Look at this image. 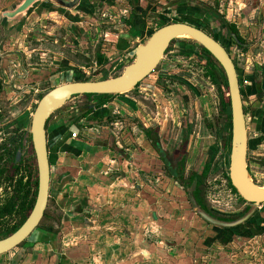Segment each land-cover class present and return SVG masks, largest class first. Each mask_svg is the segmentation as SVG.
I'll return each mask as SVG.
<instances>
[{"label": "rangeland", "instance_id": "374dc122", "mask_svg": "<svg viewBox=\"0 0 264 264\" xmlns=\"http://www.w3.org/2000/svg\"><path fill=\"white\" fill-rule=\"evenodd\" d=\"M19 1L16 0V3ZM45 2L38 1L30 10L14 19H8L6 24L3 12L7 8L5 4H0V88H3L0 90V142L13 138L12 145L15 147L19 142V136L23 134L24 152L22 153L25 156L19 169L5 167L0 172V238L14 226L21 225L23 221L18 206L25 193L24 184L34 174L31 163L35 162V159H31L34 151L28 130L30 117L39 100L54 86L69 81L95 80V72L101 70L96 61L98 53L107 56L110 54L115 42L107 40L109 33L115 35L122 33L120 29H122L121 25H124L123 18L129 13H125V2L122 7L113 9L106 6L103 8L104 5L100 6L98 3L95 5L97 8L95 14L76 8L67 9L51 4V1L46 5ZM120 2L122 3L121 0ZM149 2V4L143 3L148 9V16L144 17L148 25L146 30H156L159 27L158 21L154 18L159 14L157 12L171 21L183 20L177 14L181 0H149ZM16 3H11L10 6ZM206 3L220 14L225 10L215 0H208ZM51 6L57 11L48 12ZM248 7H259L255 16L258 15L263 21L264 0H257L256 4L249 1ZM58 9L74 14L78 20H71L58 12ZM203 9H207V6H203ZM210 25L220 28V36L226 35V28L222 26L220 20L212 19ZM205 29L214 33L212 28ZM148 33L133 38L129 47L121 52L120 58L113 59L119 61L121 67L109 68L106 77H114L122 73L124 67L131 62L126 52L142 43ZM184 41L185 45L181 41L172 43L153 73L134 89L113 97L111 102H116L118 105L114 106L116 109L113 116L114 121L118 123L112 127L114 129L110 134L120 141L133 132L134 126L140 128L145 123L151 128L159 126L165 147L176 158L184 155L181 150L185 146L179 145L189 141L188 146L190 145V151L194 155V158H190L189 166L199 167L202 164L200 160H205L208 152L213 153L211 160L216 163L220 150L214 154L217 146L214 149L211 145L212 141H207L211 136L208 125L217 118L220 128L223 127L224 120L221 116L219 92L208 75L206 61L193 41ZM228 47L242 75L246 108L255 109L258 103L252 102L253 85L249 87L248 84L252 79L250 74L254 73L255 64L259 60V57L256 58L258 54L254 50L255 45L251 43L248 52L237 45ZM189 49H192V54L187 53ZM54 74L56 76L51 77ZM85 102L81 95L71 98L59 109L61 110L59 113L57 111L51 116V121L58 114L68 112L70 108L85 106ZM26 114V119L21 120ZM247 122L250 139L254 141L259 139V142L249 149L250 172L256 182L264 185V132L257 129L258 120L255 122L251 111ZM212 139L214 142L217 141ZM32 196L35 198L36 194ZM206 196L212 209L225 216L239 214L248 205L232 190L223 174V169L216 174H210ZM262 208L264 209V205ZM31 238L32 236L23 243L29 244ZM262 241L264 242V239H261V243ZM259 259L257 263L264 264V259Z\"/></svg>", "mask_w": 264, "mask_h": 264}, {"label": "crops", "instance_id": "0c3cea01", "mask_svg": "<svg viewBox=\"0 0 264 264\" xmlns=\"http://www.w3.org/2000/svg\"><path fill=\"white\" fill-rule=\"evenodd\" d=\"M22 1L0 0V4L8 9ZM95 1L99 0H90ZM121 1L127 13L130 4ZM215 1L244 37L251 32V38L260 39L254 50L264 71V16L263 21L255 16L259 7L249 9V0ZM119 2L106 7L113 9ZM56 11L49 7L48 12ZM124 17L128 19V14ZM121 27L122 33L108 32L107 40L115 42L105 55L110 61L120 58L133 38L145 32ZM111 101L101 108L106 110L104 116H96L95 109L75 121L85 107L81 106L49 120L51 183L46 215L29 244L0 255V264H55L58 258L59 264H258L259 258L264 259L261 237L222 242L215 226L192 210L186 189L167 175L161 177L160 155L144 132L148 124L134 126L120 141L114 139L110 133L117 123H108V116L118 105ZM94 117L98 120L92 127L88 121Z\"/></svg>", "mask_w": 264, "mask_h": 264}, {"label": "water", "instance_id": "95a60500", "mask_svg": "<svg viewBox=\"0 0 264 264\" xmlns=\"http://www.w3.org/2000/svg\"><path fill=\"white\" fill-rule=\"evenodd\" d=\"M39 0H24L17 8L5 13L14 18L29 9ZM67 9L74 8L80 0H51ZM193 40L204 47L222 67L231 108V149L227 175L238 195L250 203V208L234 220L221 219L206 210L195 197L196 182L188 188L189 202L193 211L209 224L220 228H235L245 224L264 204V185L256 182L249 163V134L245 109L236 64L227 48L208 32L192 24L176 21L154 30L142 43L130 50L127 56L132 60L121 74L98 80L69 81L52 87L39 100L32 116L28 133L31 138L37 168V191L30 214L22 225L10 235L0 238V255L21 245L38 228L45 216L49 203L51 183V161L49 154L47 123L51 116L71 98L85 94H107L116 96L134 89L150 76L162 61L174 41ZM82 107L80 112L94 108ZM157 144V143H156ZM157 148L173 171L175 159L157 144ZM175 160V161H174ZM55 264H59V258Z\"/></svg>", "mask_w": 264, "mask_h": 264}, {"label": "trees", "instance_id": "16d2710c", "mask_svg": "<svg viewBox=\"0 0 264 264\" xmlns=\"http://www.w3.org/2000/svg\"><path fill=\"white\" fill-rule=\"evenodd\" d=\"M103 1H106L109 4L114 2V0H103ZM45 4L48 5L49 2H45ZM178 6H179V9L177 7L178 13L181 16L180 18H183V21L189 22V23H191L195 26H198L200 28H207V27L212 28L214 30L213 31L214 36L216 38H218L220 41H222L226 46H229L233 37H235V39L238 42H240V44H243L244 39L239 34V31L236 28L235 24L227 22L223 17L220 19L222 21V24L224 26H226L228 29V34H229L228 37H224L222 35L220 36V31H221L220 28H215L214 26L210 25L209 19L213 15L216 14L215 11H213V9L211 7L207 6V9L204 10L203 7L198 6V4H194L192 2H187L186 0H182V2ZM79 9H81L85 12H88V13H94L95 6L93 4H91L89 2V0H82L81 4L79 6ZM144 9L140 5V11L142 10L145 12ZM169 10H171V9H169ZM65 14L67 15L68 18H70L73 21L78 20V18L68 14L67 12H65ZM154 18H156V20L158 21L157 23H159V26L164 25L165 22L167 23L169 20L164 15H157ZM128 23L131 24L133 28L139 29L140 31H145V29H146V21L143 18L142 14L139 16H137V15L135 16V14H134V16H132V18L128 21ZM151 32H152V30H149V34ZM181 43L185 45L186 42L181 41ZM194 44L198 47L201 56L206 61L208 75L212 79L213 83L215 84V86L217 87V89L219 91L220 108H221V114H222L221 116L224 120L223 121L224 122L223 127H220V128L218 127L217 118H214L212 124H209L208 126L211 129V133L215 137L222 139V141H223V143H222L223 155L216 161V164L213 167V161L211 160L213 153L208 152V154L206 155L208 157L205 158V160L204 159L200 160V162L202 163L201 166L191 170L189 173V176L187 178H185V175H184L185 169H186L185 163L182 162L180 165V168H179V176L175 177L174 179L176 181H178L185 188L190 186L192 184V182L195 179H197L198 180V186H197L195 195H196L198 201L202 204V206L220 218L234 219V218L238 217L239 215H241L244 211L239 213V214H233V215H228V216L222 215L218 211L210 209V204L208 203L207 198H206L207 177H208L209 173L216 172V171L223 169L224 175L227 176L226 171H225V166L228 164V156L230 153V143H231V130H230V128H231V122H230L231 114H230V101H229L228 90H227V82H226V78H225L223 69L221 68L219 63L215 60V58L204 47H202L201 45H198L196 43H194ZM187 53L192 54L193 53L192 49L187 50ZM96 61H97V64L100 66L101 70H98L97 72H95V74H96V76L94 75V77H96L95 80H98L100 78H102V79L107 78L106 76H107V71H109L108 70L109 68L111 69L112 67H115V68L121 67V64L118 61H110L105 55H102L100 53H98ZM55 73H56V71H55ZM82 97L86 100L85 106L93 104V105H95V107L79 114L78 118L75 119V121H78L79 118L88 116L95 109H97L96 116H104L106 113L105 112L106 110L101 109V108L104 107L106 104H108V102H110L114 96L107 95V94H85ZM26 117H27V114L25 116H23L21 118V120L23 118L26 119ZM96 120H98L97 117H94L93 120L89 119L88 125L93 124V121H96ZM219 125H220V123H219ZM263 129H264V125H263ZM146 135L148 136V138H150L151 130H146ZM22 140H23V134H21L19 136V142L15 146L14 155L17 154V151L23 147ZM258 142H259V140L253 141L252 146H255ZM211 145H212V148L214 147V149H215L217 146V142L213 141V143ZM216 151H218V146L215 149L214 154L216 153ZM181 152L184 154L185 148H182ZM32 158H33V160L35 159V157L33 155L31 157V159ZM31 164L33 165L34 174H33L32 178L28 179V181L24 184L25 193H24L23 197L21 198V202L18 206V210L22 213V216H23L22 217V219H23L22 223L25 221V219L28 217V215L31 212V209H32L34 201H35V198H34V196H32V194H36V191H37V174H35V165L36 164H35V162H33ZM166 174L171 176V177H174V175L170 174V172H168V171H166ZM232 189L235 191V189L233 187H232ZM12 207H13V205H12ZM9 210H7V211H9ZM245 210H247V208H245ZM11 211H13V210H11ZM262 223H264V209H262L254 217H252L249 220V222H247L246 224H244L238 228H230V229H222V228H218V227H215V228L217 229L218 233L221 235L222 242H228V241L234 239V237L236 235H241L244 239H248V238H251L253 235L258 234V233L264 234V226L262 225ZM21 225L14 226V228L12 230L8 231L4 237H6V236L10 235L11 233H13L14 231H16Z\"/></svg>", "mask_w": 264, "mask_h": 264}, {"label": "flooded vegetation", "instance_id": "af4514ba", "mask_svg": "<svg viewBox=\"0 0 264 264\" xmlns=\"http://www.w3.org/2000/svg\"><path fill=\"white\" fill-rule=\"evenodd\" d=\"M24 1V0H23ZM22 1V2H23ZM43 1H46V2H50L51 0H43ZM144 1V3L146 2V1H149V0H128V4H130V7H131V9L130 10H128V11H126V12H129L128 13V19L127 18H123V22H124V24L125 25H130V27L132 28V25L131 24H129L128 23V21H129V19H131L132 18V16H134V14L135 15H137V16H139V15H143V18L145 17V16H148L147 15V10L148 9H146L145 8V6H143V2ZM182 1V0H181ZM187 2L189 1V2H192V3H194V4H198V6H200V7H205V6H208L209 4H207L206 2V0H200L199 2H193V1H191V0H186ZM249 1H253V0H249ZM248 1V2H249ZM21 2V3H22ZM38 2V1H37ZM139 2V3H138ZM254 2V1H253ZM20 3V4H21ZM36 3V2H35ZM34 3V4H35ZM51 4L53 3V4H55L54 2H50ZM91 3V2H90ZM94 3V4H93ZM96 3V4H95ZM100 4V6L101 5H108V6H113V5H115V3H116V0H114V2L113 3H111V4H109L108 2H106V1H103V0H99V1H95V2H92L91 4H93L94 6L95 5H97V4ZM150 3V2H149ZM148 3V4H149ZM20 4H18V5H15L14 7H12V8H8V9H6V11H4L3 12V19H4V23H7V21H8V19H10V17H7L6 15H5V13L6 12H8L9 10H13V9H15V8H17ZM33 4V5H34ZM80 4H81V0L78 2V4L74 7V8H76L77 10L79 9V6H80ZM256 4V3H255ZM32 5V6H33ZM124 4L123 3H121V2H119V4H118V6H120V7H122ZM140 5L143 7V9L145 10V12L144 11H140ZM31 6V7H32ZM257 6V5H256ZM30 7V8H31ZM62 7V6H61ZM212 8V7H211ZM249 9H253L254 7H252V8H250V7H248ZM96 6H95V11H94V14L96 13ZM213 9V8H212ZM28 10V9H27ZM26 10V11H27ZM25 11V12H26ZM65 11V10H64ZM213 11H215V10H213ZM25 12H23V13H25ZM23 13H21V14H23ZM68 13V12H67ZM157 13H159L158 15H162V14H160V12H157ZM215 15H211L212 17L209 19L210 21L212 20V19H214V20H220L221 21V19L220 18H224L227 22H229V23H232V24H235V26H236V28L238 29V26H237V24L236 23H234V22H231V21H229V20H227L224 16H223V14H220V13H218L217 11H215ZM20 14V15H21ZM178 14V16L179 17H181L180 15H179V13H177ZM71 15V14H70ZM19 16V15H18ZM18 16H16V17H18ZM16 17H14V18H16ZM14 18H11V19H14ZM145 19V18H144ZM146 21V20H145ZM176 21H181V22H186V21H183V20H176ZM176 21H171V20H168V22L167 23H171V22H176ZM209 21V22H210ZM166 23V24H167ZM186 23H189V22H186ZM221 23H222V21H221ZM189 24H191V23H189ZM165 25V24H164ZM193 25V24H192ZM147 22H146V28H147ZM163 26V25H162ZM195 26V25H194ZM222 26H224L223 24H222ZM159 27H161V26H159ZM158 27V28H159ZM198 27V26H197ZM157 28V29H158ZM200 28V27H199ZM224 28H226V35L224 36V37H228V29H227V27L226 26H224ZM203 30H205L206 31V29L205 28H202ZM152 30V29H151ZM154 30H152V32H153ZM238 31H239V29H238ZM146 32H149V30H146L145 29V32L144 33H146ZM151 32V33H152ZM206 32H208V31H206ZM253 32V31H252ZM150 33V34H151ZM210 35H212L214 38H216L215 36H214V34L213 33H210V32H208ZM149 33H148V35H150ZM239 34L241 35V37L244 39V41H243V44H240V42H238L236 39H235V37H233V39H232V41H231V43L229 44V46H233V45H237V46H239L240 48H242L244 51H248V49H249V45H251V43L252 44H254L255 45V47H256V45L258 44V41H260V39H258V37H253L254 36V34H251V32H250V34H249V36H243L241 33H240V31H239ZM251 35H253L252 37L253 38H251ZM218 41H220L218 38H216ZM178 41V40H177ZM191 41H193V40H191ZM175 42V41H174ZM174 42H172V43H174ZM226 48H227V50H228V52H229V54L231 55V57L233 58V60H234V57H233V54H232V52H231V50L229 49V47L228 46H226L222 41H220ZM257 42V43H256ZM171 43V44H172ZM193 43H196L195 41H193ZM196 44H198V43H196ZM138 45V44H137ZM136 45V46H137ZM198 45H200V44H198ZM135 46V47H136ZM171 46V45H170ZM133 49V48H132ZM131 49V50H132ZM130 51V50H129ZM128 51V52H129ZM168 51V50H167ZM128 52L126 53V54H128ZM130 59V58H129ZM216 60V59H215ZM113 61H115V60H113ZM132 61V60H131ZM217 61V60H216ZM119 62V61H118ZM234 62H235V60H234ZM120 63V62H119ZM235 64H236V62H235ZM220 65V64H219ZM127 66V65H126ZM125 66V67H126ZM124 67V68H125ZM236 67H237V64H236ZM260 67H262L261 66V64H258V62L255 64V70H254V73H252V74H250V77H252V79H251V82H248V84L250 85L249 87H251V85H253L252 86V89H251V93H252V96H253V103H258V105H260V106H256V108L254 109V108H252L251 110H248L247 108H246V97H245V93H244V89H243V79H242V75H241V73H240V70H239V68L237 67V69H238V73H239V79H240V85H241V90H242V97H243V103H244V109H245V116H246V123H247V129H248V122H247V118H248V116H249V112L251 111V115L253 116V118H254V120H255V122H257V120H258V126H257V129H259L261 132H264V129H263V125H264V71H261L260 70ZM222 68V67H221ZM224 72V71H223ZM224 75H225V73H224ZM108 78V77H107ZM226 78V77H225ZM227 82V81H226ZM2 88V87H1ZM1 88H0V90H1ZM3 89V88H2ZM228 90V89H227ZM219 92V91H218ZM81 96H83V95H81ZM229 96V95H228ZM230 101V100H229ZM261 103V104H260ZM92 105V104H91ZM89 106V105H88ZM59 111V110H58ZM57 112V111H56ZM230 114H231V108H230ZM113 115H110V117L108 116V120L109 119H111V120H109L108 121V123H118L117 121H114V116L112 117ZM51 119V118H50ZM49 119V120H50ZM49 120H48V123H49ZM143 121V120H142ZM230 122H231V117H230ZM48 123H47V127H48ZM116 125V124H115ZM96 126V125H95ZM92 127H93V124H92ZM162 127V126H161ZM146 130H151V135H150V138H148V136H147V138L151 141V143H152V145L154 146V148L157 150V152H158V154L160 155V158H161V161H162V164H161V168H160V170H161V177L163 176H166L167 174H166V171H168V172H170V174H173L174 175V177H171V176H169V175H167V176H169L171 179H173V180H175L174 178L175 177H178L179 176V168H180V165H181V163L182 162H184L185 163V173H184V175H185V178H187L188 176H189V173H190V171L191 170H193V169H195V168H197V167H195V166H189V163H190V161H191V159L190 158H194V155H192V152L190 151V145L188 146V142L189 141H187V143L185 142L184 144H181V145H179V146H185L184 148H185V153H184V155L182 156V157H178L177 156V158H176V156H173L172 154H171V151L170 150H168L166 147H165V145H164V141H163V138H162V134H161V132L159 131L160 129H159V126L158 127H155V128H151V127H148V128H145V130H144V132H145V134H146ZM230 130H231V128H230ZM248 134H249V130H248ZM212 136V137H211ZM211 136H209L208 138H207V141H212V143H213V139L212 138H214V139H216L217 141V146H218V151L220 150V155L218 156V158H217V160L223 155V151H222V143H223V141H222V139H219V138H217V137H215L212 133H211ZM78 137V136H77ZM210 137H211V139H210ZM30 140H31V138H30ZM219 140V141H218ZM259 140V139H258ZM253 141L254 140H251L250 139V137H249V149H250V147L252 146V144H253ZM257 141V140H256ZM12 143H13V138H10L9 140H7V141H3V142H0V172L1 171H3V169L5 168V167H9L10 169H12V167L13 168H15V169H19V166L18 165H21V164H23L21 161H23L24 160V153H22V152H24L23 151V147L21 148V149H19L18 151H17V154H15L14 155V153H15V147H13V145H12ZM159 144L162 148H163V150L164 151H166V153H168V155H170V156H173L174 157V159L176 160H174L175 161V164H174V168H172V169H174L173 171L171 170V168H169V166H168V164H167V161L165 160V158H163V156H162V154L160 153V151L158 150V148H157V144ZM230 149H231V143H230ZM14 156H13V155ZM248 154H249V152H248ZM229 155H230V153H229ZM216 160V161H217ZM248 163H249V161H248ZM216 163L213 161V167H214V165H215ZM228 167H229V156H228V164L225 166V171H226V174H227V171H228ZM250 169V168H249ZM219 171H216V172H211V173H209V175H208V177H207V186H208V178H209V176H210V174H216V173H218ZM35 174H37V168H36V165H35ZM223 174H224V170H223ZM226 178L228 179V181H229V184H230V186H231V188L233 187L232 186V184H231V181H230V179H229V177H228V175L226 176ZM176 181V180H175ZM176 182H178V181H176ZM194 182H196V189H197V186H198V180L197 179H195L193 182H192V184L194 183ZM179 183V182H178ZM180 184V183H179ZM192 184L190 185V186H188L187 188H185L184 186V188L186 189V192H187V198H188V201H189V197H188V188H190L191 186H192ZM181 185V184H180ZM234 188V187H233ZM196 189H195V191H194V194H195V192H196ZM235 189V188H234ZM233 190V189H232ZM234 191V190H233ZM237 195H238V193L236 192V190L234 191ZM206 193H207V187H206ZM239 196V195H238ZM195 197H196V195H195ZM197 198V197H196ZM206 198H207V196H206ZM239 198L240 199H242L240 196H239ZM244 202H246L244 199H242ZM197 201H198V199H197ZM207 201H208V199H207ZM199 202V201H198ZM190 203V202H189ZM200 203V202H199ZM208 203H209V201H208ZM248 203V202H247ZM210 204V203H209ZM190 205H191V203H190ZM200 205H202L201 203H200ZM250 203H248V205L246 206V208H247V210L250 208ZM264 205V204H263ZM192 207V206H191ZM203 207V206H202ZM206 209V208H205ZM210 209H212V207L210 206ZM263 208H262V206L261 207H259L258 208V210L256 211V213L252 216V217H254L259 211H261ZM193 210V209H192ZM207 210V209H206ZM212 210H214V208L212 209ZM247 210H245L244 209V212L241 214V215H243ZM209 211V210H208ZM216 211V210H215ZM210 212V211H209ZM211 213V212H210ZM220 213V212H219ZM46 214V213H45ZM213 214V213H212ZM213 215H215V214H213ZM222 215H224V214H222ZM241 215H239L238 217H240ZM216 216V215H215ZM45 217V216H44ZM218 217V216H217ZM238 217H236V218H238ZM251 217V218H252ZM220 218V217H219ZM236 218H234V219H236ZM250 218V219H251ZM221 219H223V218H221ZM234 219H227V220H234ZM249 219V220H250ZM26 220V219H25ZM43 220V219H42ZM249 220L247 221V222H249ZM246 222V223H247ZM41 223H42V221H41ZM41 223H40V225H41ZM208 223V222H207ZM245 223V224H246ZM39 225V226H40ZM244 225V224H243ZM262 225L264 226V223H262ZM38 226V227H39ZM242 226V225H241ZM216 227V226H215ZM240 227V226H239ZM218 228H220V227H218ZM235 228H238V227H235ZM37 229V228H36ZM222 229H230V228H222ZM34 233V232H33ZM33 233L30 235V237L33 235ZM237 236V237H236ZM235 237H234V239H232V240H230V241H228V242H226V243H229V242H232V241H241L239 238H241V239H244L241 235H236ZM256 236H259V237H261L262 239H264V234L263 233H258V234H255V235H253L251 238H248V239H244V240H250V239H252V238H254V237H256ZM29 237V238H30ZM27 240V239H26ZM243 241V240H242ZM225 243V242H224ZM24 243H22L21 245H23ZM20 246V245H19Z\"/></svg>", "mask_w": 264, "mask_h": 264}, {"label": "built area", "instance_id": "2783aa9c", "mask_svg": "<svg viewBox=\"0 0 264 264\" xmlns=\"http://www.w3.org/2000/svg\"><path fill=\"white\" fill-rule=\"evenodd\" d=\"M72 136L76 138L78 136V133H73Z\"/></svg>", "mask_w": 264, "mask_h": 264}]
</instances>
